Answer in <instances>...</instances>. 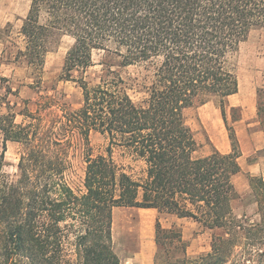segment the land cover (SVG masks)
<instances>
[{
	"label": "trees",
	"instance_id": "obj_1",
	"mask_svg": "<svg viewBox=\"0 0 264 264\" xmlns=\"http://www.w3.org/2000/svg\"><path fill=\"white\" fill-rule=\"evenodd\" d=\"M20 26L23 49L17 51L37 82L45 56L67 36L59 81L81 90L72 109L64 95L37 87L35 110L28 101L16 112L9 95L0 97V264H48L64 229L72 230L82 264H119L111 248L112 210L150 209L191 219L209 230L232 236L212 239L217 261L229 256L236 240L264 238V181L248 177L259 223L243 227L231 202L237 197L232 177L240 172L238 142L226 122L225 106L238 93L237 58L250 33L264 29V0H28ZM102 53V73L92 86L83 74ZM136 66V75L121 70ZM129 91L138 96L137 100ZM263 89H257L256 115L264 131ZM218 105L230 152L198 157L185 111L195 105ZM233 112L234 109L232 108ZM21 116L20 123L15 122ZM232 122L239 120L232 114ZM92 133L108 140L105 155L92 154ZM8 142L18 145L15 181L3 172ZM139 163L137 173L119 169L112 147ZM84 163L81 188L66 181L70 157ZM70 219L72 223H67ZM61 223H65L61 227ZM228 234V236H229ZM154 264L161 251L182 250L179 229H162L156 219ZM264 252V250L262 251Z\"/></svg>",
	"mask_w": 264,
	"mask_h": 264
},
{
	"label": "rangeland",
	"instance_id": "obj_2",
	"mask_svg": "<svg viewBox=\"0 0 264 264\" xmlns=\"http://www.w3.org/2000/svg\"><path fill=\"white\" fill-rule=\"evenodd\" d=\"M10 21L0 29V97L5 92V86L11 88L14 95H9L11 104H16L15 111H20L28 101L30 111L35 110L34 101L37 99V87L41 93L44 90L51 94V89L64 95V101L72 108L77 109L81 103V90L73 82L59 81L63 59L66 51L72 44V39L63 36L57 44L45 56L44 66L40 75V81L36 84V76L28 69L22 58L18 57L17 51L23 49L24 41L20 35V26L25 17V0H11ZM29 5V2H28ZM94 66L85 73H74V77L83 76L91 86L98 82L102 73L99 63L102 61V53L95 52L92 55ZM238 93L228 99L225 106L226 122L232 126V114L241 118V106L247 110L248 121H258L256 115L257 89L264 90V29H257L250 33L247 41L241 45L237 58ZM141 71L136 66H130L121 70L126 78L127 73L137 74ZM133 100L138 96L129 91ZM261 103L264 106V93L261 94ZM254 107V113L252 109ZM234 109L232 112L231 109ZM253 115V117H252ZM185 122L193 133L196 142L198 157L209 155L216 150L222 153V145L230 149L228 135L221 119L218 105L208 102L203 105H195L185 111ZM21 116H16L15 122L20 123ZM233 127V126H232ZM260 127V125H259ZM261 128V127H260ZM92 154L105 155L108 140L99 134L92 133L89 137ZM18 145L8 142L4 155L3 172L10 181H15L18 176L17 159ZM224 154V153H222ZM111 158L119 169L137 173L141 168L139 163L132 162L122 148L112 147ZM84 163L80 153L71 155L70 169L66 173L68 185L77 192L81 188L83 179ZM232 213L243 227L259 223L257 206L250 189L244 195H238L231 202ZM155 210L117 207L112 210L111 220V248L119 260V264H154L157 246L154 243V225L157 218ZM159 221L162 229L171 227L181 232L185 242L182 250L161 251L162 258L157 259L159 264H264V238L261 244L249 247L250 241L243 239V233L238 232L240 240H236V246L230 249L229 256L217 261L212 255V239L230 238L227 229L209 230L202 224L191 219L176 220L173 216L162 215ZM67 223H72L66 219ZM65 223H61V227ZM229 234V236H228ZM4 242L0 238V254L3 252ZM3 259V258H0ZM15 264H29L27 262H15ZM33 264V263H32ZM48 264H82L76 254L74 246V234L70 229H64L61 241L55 257Z\"/></svg>",
	"mask_w": 264,
	"mask_h": 264
},
{
	"label": "crops",
	"instance_id": "obj_3",
	"mask_svg": "<svg viewBox=\"0 0 264 264\" xmlns=\"http://www.w3.org/2000/svg\"><path fill=\"white\" fill-rule=\"evenodd\" d=\"M25 1L26 5L24 9L26 12L28 9V0ZM10 2L11 0H0V29L10 21ZM240 108L241 118L232 124L238 142L239 157L237 162L240 166V172L232 177V184L238 195H244L250 189L248 177L261 178L264 181V131L259 127L258 121H248L246 115L249 109L242 106ZM254 110L253 107L252 111H250L253 115H255ZM229 152L230 149L222 145V153L227 154ZM162 215L164 214L157 212L158 221L162 219ZM165 215L173 216L176 220L185 219L171 214Z\"/></svg>",
	"mask_w": 264,
	"mask_h": 264
}]
</instances>
